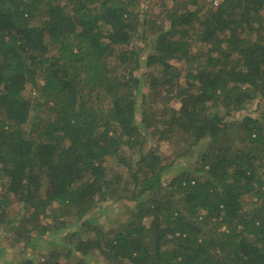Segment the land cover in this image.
<instances>
[{"label":"trees","instance_id":"16d2710c","mask_svg":"<svg viewBox=\"0 0 264 264\" xmlns=\"http://www.w3.org/2000/svg\"><path fill=\"white\" fill-rule=\"evenodd\" d=\"M214 1L0 0L15 264H264V0Z\"/></svg>","mask_w":264,"mask_h":264},{"label":"rangeland","instance_id":"374dc122","mask_svg":"<svg viewBox=\"0 0 264 264\" xmlns=\"http://www.w3.org/2000/svg\"><path fill=\"white\" fill-rule=\"evenodd\" d=\"M147 5V4H145ZM159 9L156 10V12H158ZM147 33L148 36L152 38V33H151V29L147 27ZM139 45H142L141 43ZM29 94V92H28ZM31 97V96H30ZM158 102V103H164L166 102V96H161L158 99L155 98H150L148 100L149 103L152 102ZM262 104V105H260ZM260 106H264V101H260V100H256L253 103H251L249 105V107H247V109H245L244 111H241L239 113H235L231 119L236 120V119H241L244 116L247 115H251L253 117H260L261 116V108ZM148 138H150V134L147 135ZM157 149L163 153H165L168 157L174 158L177 152V144L174 141H170V142H161L159 144L156 145ZM181 165H187V160L184 159H180L179 160ZM0 189H1V182H0ZM125 209V204L124 203H119V202H115V201H110L108 203H105L102 205L101 209L99 210V212L97 213V217H98V221L103 224L106 227H113L115 225V222L117 220H119L120 217V211ZM111 225V226H110ZM9 232L6 234H9L10 236L7 237H1L0 238V260L3 262H10V263H17L19 261H21V258H23L22 256H20V254L18 253L19 249L21 247H16L13 244H11L14 240V233ZM48 239H46L47 241H51V237H47ZM46 243V242H45ZM47 244H44V246H46ZM47 247V246H46ZM31 253L29 252L28 256Z\"/></svg>","mask_w":264,"mask_h":264},{"label":"built area","instance_id":"2783aa9c","mask_svg":"<svg viewBox=\"0 0 264 264\" xmlns=\"http://www.w3.org/2000/svg\"><path fill=\"white\" fill-rule=\"evenodd\" d=\"M219 4H220V0H215V1L213 2V6H214V8H215V7H218Z\"/></svg>","mask_w":264,"mask_h":264}]
</instances>
